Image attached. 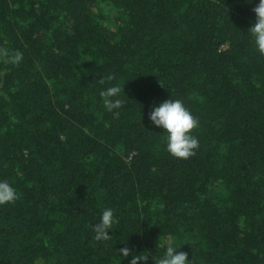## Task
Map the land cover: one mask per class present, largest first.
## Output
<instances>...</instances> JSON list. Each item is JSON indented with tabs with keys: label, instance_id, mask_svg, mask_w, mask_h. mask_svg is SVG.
<instances>
[{
	"label": "trees",
	"instance_id": "trees-1",
	"mask_svg": "<svg viewBox=\"0 0 264 264\" xmlns=\"http://www.w3.org/2000/svg\"><path fill=\"white\" fill-rule=\"evenodd\" d=\"M258 3L0 0V48L23 53L0 61V181L19 197L0 205V264H130L124 247L155 264L168 246L191 264H264ZM117 85L109 112L100 92ZM168 99L199 121L187 160L149 120ZM107 208L111 239L96 241Z\"/></svg>",
	"mask_w": 264,
	"mask_h": 264
},
{
	"label": "clouds",
	"instance_id": "clouds-1",
	"mask_svg": "<svg viewBox=\"0 0 264 264\" xmlns=\"http://www.w3.org/2000/svg\"><path fill=\"white\" fill-rule=\"evenodd\" d=\"M255 13V23L249 28L254 46L261 57H264V0H259L256 7L252 9ZM23 59V53L15 51L9 53L6 48H0V61L5 64L19 65ZM115 77L108 75L98 80L100 85L106 81H112ZM122 89L120 86L108 87L100 92L104 107L112 112L123 106L124 101L119 97ZM149 120L158 128H163L167 135V152L175 158L187 160L196 155L199 148L198 139L191 135L193 129L197 128L199 121L194 118L190 111L184 106L180 99H168L153 107L149 113ZM16 190L7 182L0 181V205L14 203L18 199ZM116 223L113 209L107 208L102 212L100 221L92 226L94 239L96 241H108L109 229ZM119 255L127 258L132 255L130 264H140L149 259L147 252L140 255H133L129 248L124 247L119 250ZM155 264H191L187 258V253L177 251L176 248L168 246L164 255L154 260Z\"/></svg>",
	"mask_w": 264,
	"mask_h": 264
},
{
	"label": "rangeland",
	"instance_id": "rangeland-1",
	"mask_svg": "<svg viewBox=\"0 0 264 264\" xmlns=\"http://www.w3.org/2000/svg\"><path fill=\"white\" fill-rule=\"evenodd\" d=\"M102 7H104V6H101L100 8L101 9H103ZM109 12V9L107 10V9H105V11H103V14H105L106 15V13H108ZM214 195H216V193H214Z\"/></svg>",
	"mask_w": 264,
	"mask_h": 264
}]
</instances>
